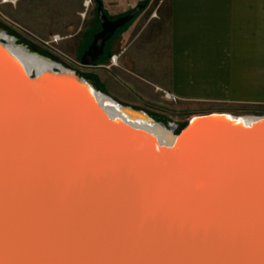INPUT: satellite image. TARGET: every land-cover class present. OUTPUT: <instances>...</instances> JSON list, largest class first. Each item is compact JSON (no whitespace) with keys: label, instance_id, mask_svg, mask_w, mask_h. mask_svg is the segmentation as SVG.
Masks as SVG:
<instances>
[{"label":"water","instance_id":"95a60500","mask_svg":"<svg viewBox=\"0 0 264 264\" xmlns=\"http://www.w3.org/2000/svg\"><path fill=\"white\" fill-rule=\"evenodd\" d=\"M96 4L83 66L146 7ZM224 115L176 133L74 69L29 71L0 38V264H264V115Z\"/></svg>","mask_w":264,"mask_h":264},{"label":"crops","instance_id":"0c3cea01","mask_svg":"<svg viewBox=\"0 0 264 264\" xmlns=\"http://www.w3.org/2000/svg\"><path fill=\"white\" fill-rule=\"evenodd\" d=\"M103 2L118 15L146 5L111 42L120 65L90 66L105 94L161 114L264 110V0Z\"/></svg>","mask_w":264,"mask_h":264},{"label":"rangeland","instance_id":"374dc122","mask_svg":"<svg viewBox=\"0 0 264 264\" xmlns=\"http://www.w3.org/2000/svg\"><path fill=\"white\" fill-rule=\"evenodd\" d=\"M3 1L0 0V32H5L7 36L10 35L9 37L14 38L16 46H25L31 52L38 53L63 64L65 67L74 69L88 79L95 75L92 71L94 68L83 66L80 63V57L92 42L94 34L101 29L97 18L96 0H89V5H85L87 0ZM106 10L110 15H118L112 14L108 9ZM132 22L133 20L120 28L114 39ZM56 36H60L61 39L57 42H50ZM112 40L106 46V55L98 62L102 71L106 70L104 66L108 63L109 54L112 55ZM96 88L101 92H105L102 82L97 84ZM166 107L164 108L171 111L170 114L153 112L162 117L160 118L163 120L158 122L166 126L177 124L176 133L186 125L193 115L224 112L212 111L206 107H193L190 110L183 111L173 109L168 104ZM230 112L241 116L264 115V110H248L240 107L230 108ZM161 127L163 126L161 125Z\"/></svg>","mask_w":264,"mask_h":264},{"label":"bare ground","instance_id":"6f19581e","mask_svg":"<svg viewBox=\"0 0 264 264\" xmlns=\"http://www.w3.org/2000/svg\"><path fill=\"white\" fill-rule=\"evenodd\" d=\"M89 2L90 1L87 0L85 5H89ZM9 36H7L5 34V32H0V38L5 37L4 39H7L9 41L10 52L15 56V58H17L19 61H21L29 71L36 70L38 72H44V71H46L48 69H52L54 67H61V68L65 69V67L57 61H54V60H51L48 58H44V57H40L37 54H29L28 52H26L24 47L16 46L15 43L13 42L14 39L9 37ZM99 94L100 93H98V96H96V100L98 102H102V103L105 102L104 96H100ZM166 99H169V98H166ZM169 100H171V99H169ZM105 105H106V102H105ZM107 110L113 116L121 118V116L116 115L115 111L112 108L108 107ZM126 111H127V113H129L128 115H129L130 119H132V120L136 119V117L138 118V120L143 119V118H141V117H143V115L138 113V112H131L128 109ZM210 113H224L225 117L235 118V119L237 118L240 120V122H250V121H254L258 118V117L249 116V115L239 117V116L234 115V114L229 113V112H210ZM198 115H202V114H198ZM198 115H193L192 117L198 116ZM140 121L143 122V123H140L143 128H145L146 130L151 132L154 136H156L163 143H171L173 141V139L175 138V136L172 134V132L165 130L163 127H161L158 124L157 125H150L147 122H144L143 120H140Z\"/></svg>","mask_w":264,"mask_h":264},{"label":"built area","instance_id":"2783aa9c","mask_svg":"<svg viewBox=\"0 0 264 264\" xmlns=\"http://www.w3.org/2000/svg\"><path fill=\"white\" fill-rule=\"evenodd\" d=\"M8 0H4L3 2H7ZM153 15H156V13L154 12ZM60 38V36H56L54 37V39L50 42H57ZM49 42V43H50ZM120 57H121V53H114L110 56L108 63L105 65V67L107 68H111V67H116L120 65ZM164 95L166 98L169 99H174V95L171 92L165 91Z\"/></svg>","mask_w":264,"mask_h":264},{"label":"flooded vegetation","instance_id":"af4514ba","mask_svg":"<svg viewBox=\"0 0 264 264\" xmlns=\"http://www.w3.org/2000/svg\"><path fill=\"white\" fill-rule=\"evenodd\" d=\"M106 49H105V54L104 56L106 55ZM103 58V57H102ZM90 80L93 82L94 86L97 87V84H99L101 82V79L97 76V75H94L92 78H90ZM100 96H103L102 94H99ZM108 95V94H107ZM111 96V95H109ZM112 98L116 99L117 101L123 103V104H127V105H131L133 106L134 108H137V109H143L145 110L147 113H149V115L154 118L156 121H160V120H163L161 119L162 117L160 115H157L155 114L152 110H149V109H146V108H142V107H139V106H135V105H132V104H129V103H126V102H123L121 100H119L118 98H116L115 96H111ZM161 117V118H160Z\"/></svg>","mask_w":264,"mask_h":264},{"label":"trees","instance_id":"16d2710c","mask_svg":"<svg viewBox=\"0 0 264 264\" xmlns=\"http://www.w3.org/2000/svg\"><path fill=\"white\" fill-rule=\"evenodd\" d=\"M106 10V9H105ZM106 12H107V10H106ZM127 13V12H126ZM126 13H124V14H126ZM120 15H123V14H119V15H116V17H118V16H120ZM134 20V19H133ZM107 53V52H106ZM110 53V52H109ZM111 56V53L109 54V57Z\"/></svg>","mask_w":264,"mask_h":264}]
</instances>
